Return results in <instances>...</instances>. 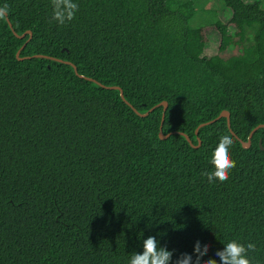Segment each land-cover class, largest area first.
Instances as JSON below:
<instances>
[{
  "label": "trees",
  "instance_id": "16d2710c",
  "mask_svg": "<svg viewBox=\"0 0 264 264\" xmlns=\"http://www.w3.org/2000/svg\"><path fill=\"white\" fill-rule=\"evenodd\" d=\"M221 1L228 21L192 25L195 0H78L61 26L50 0H0V264H129L149 235L264 264V127L240 142L264 123L263 0ZM161 101L164 139L163 106L134 110ZM223 110L234 135L200 126ZM225 133L236 166L209 183Z\"/></svg>",
  "mask_w": 264,
  "mask_h": 264
},
{
  "label": "clouds",
  "instance_id": "9594fccd",
  "mask_svg": "<svg viewBox=\"0 0 264 264\" xmlns=\"http://www.w3.org/2000/svg\"><path fill=\"white\" fill-rule=\"evenodd\" d=\"M50 3L51 20L61 26L74 20L79 11L78 0H50ZM8 13L7 4L0 6V20L6 19ZM234 144L235 139L231 133L220 136L210 159L213 170L201 173L207 177L209 183L216 180L225 182L229 179L231 170L236 166L231 153ZM210 247L209 243L196 240L191 253L182 252L173 260L175 250L161 245L156 236L149 235L143 239L142 251L133 252L129 264H252L249 253L256 250L254 242H248L245 245L237 240H231L225 243L222 249H217L214 257L204 259ZM215 257H218L219 261Z\"/></svg>",
  "mask_w": 264,
  "mask_h": 264
},
{
  "label": "water",
  "instance_id": "95a60500",
  "mask_svg": "<svg viewBox=\"0 0 264 264\" xmlns=\"http://www.w3.org/2000/svg\"><path fill=\"white\" fill-rule=\"evenodd\" d=\"M7 21H8V23H9V26L11 27L12 25H11L10 21H9L8 19H7ZM27 32L29 33V35H31V32H30V31H27ZM13 33H14L16 36L20 37V38L23 37L24 34H25V33H23V34L18 35L14 30H13ZM24 45H25V43L21 46V48H23ZM19 52H20V51L18 50L17 53H16V57H17L18 59H24V58H28V57H29V56L20 57V56H19ZM37 56H42V55H37ZM45 57H47V56H45ZM50 58H51V59H54V60H57V61H62L61 59H58V58H54V57H50ZM64 62L70 64V65L74 68L75 74H77L79 77H83V78H86L87 80L93 81V82H95L96 84H98V85H100V86H102V87L111 88V89H118V90L120 91V95H121L122 99H123L127 104H129V103L125 100V98H124V96H123V92H122V90H121V88H120L119 86H115V85H113V86H106V85H103L102 83L98 82V81L95 80V79H92L91 77H85V76L79 74V73L77 72V67H76V65H74V64L71 63L70 61H64ZM129 105H130V104H129ZM167 105H168V104H167L166 101H161L160 103L156 104L155 106H152V107H151L147 112H145V113H139L136 109L133 108L137 114H139V115H141V116H144V115H146L149 111L153 110L155 107H157V106H163V112H162L161 121H160V127H159V137H160L161 139H164V138L168 137L170 134L177 133V131H171V132H169V133H167V134H164L163 131H162V124H163V121H164V112H165V110H166V108H167ZM221 117H225V118H226V120H227V126H228V128L230 129V114H229V112L226 111V110L221 111L217 117H215V118H213V119H211V120H209V121H206V122L202 123L200 126H202V125H206V124H209V123H212V122L216 121L217 119H219V118H221ZM260 127H264V123L255 126V127L250 131L249 136H248V139H247L246 141H243V140L240 139L241 145H242L243 147H249V146H250V143H251L250 138H251L252 134H253L258 128H260ZM230 130H231V129H230ZM196 131H197V130H196ZM178 133L182 134V135L186 138V140L190 143L191 146H195V147L199 146V144H200V140H198V144L194 145V144L192 143L190 137H189L187 134H184V133H182V132H178ZM231 133L234 135V132H233L232 130H231ZM260 147H261L262 149H264V147L261 145V142H260Z\"/></svg>",
  "mask_w": 264,
  "mask_h": 264
},
{
  "label": "rangeland",
  "instance_id": "374dc122",
  "mask_svg": "<svg viewBox=\"0 0 264 264\" xmlns=\"http://www.w3.org/2000/svg\"><path fill=\"white\" fill-rule=\"evenodd\" d=\"M264 7V0L262 2ZM213 10L217 11L218 16L224 21L231 17V11L224 7L221 0H195V14L192 17L191 24L198 25L212 18ZM213 49V53L215 52ZM212 53V51H210Z\"/></svg>",
  "mask_w": 264,
  "mask_h": 264
}]
</instances>
